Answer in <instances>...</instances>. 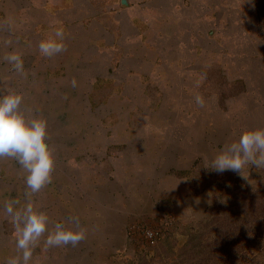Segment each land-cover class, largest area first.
<instances>
[{"label":"rangeland","instance_id":"obj_1","mask_svg":"<svg viewBox=\"0 0 264 264\" xmlns=\"http://www.w3.org/2000/svg\"><path fill=\"white\" fill-rule=\"evenodd\" d=\"M249 13L258 23L247 27V49L232 38L228 56L202 60L200 74L182 89L175 83L172 90L130 92L136 106L122 100L125 90L92 92L103 97L91 112L101 131L85 128L70 153L63 140L54 147L46 136L54 167L51 183L39 192L27 189V173L16 160L0 159V264L22 257L13 215L21 214L22 227L28 204L48 216L49 230L71 219L86 234L75 247L49 248L45 233L30 264H165L167 248L176 254L187 234L205 230L209 212L226 214L230 229L241 234L234 264H264V168L245 165L240 175L210 166L242 132L264 129V9Z\"/></svg>","mask_w":264,"mask_h":264},{"label":"crops","instance_id":"obj_2","mask_svg":"<svg viewBox=\"0 0 264 264\" xmlns=\"http://www.w3.org/2000/svg\"><path fill=\"white\" fill-rule=\"evenodd\" d=\"M256 1L0 0V96H22L25 118L44 120L51 144L63 140L70 153L85 128L101 131L91 112L103 97L92 92L125 90L122 100L136 106L130 92L172 90L175 83L182 89L200 74L202 60L228 56L232 38L247 49V27L258 23L249 11L264 9ZM41 42L63 43L64 50L45 56ZM10 54L20 57L21 72L5 59ZM55 124L62 136L56 137Z\"/></svg>","mask_w":264,"mask_h":264},{"label":"clouds","instance_id":"obj_3","mask_svg":"<svg viewBox=\"0 0 264 264\" xmlns=\"http://www.w3.org/2000/svg\"><path fill=\"white\" fill-rule=\"evenodd\" d=\"M56 35L63 39V34ZM40 51L45 56H51L64 50L63 43L41 42ZM5 59L18 72L23 70L21 59L16 54H10ZM22 96L9 92L0 96V159L11 158L25 170V184L32 194L39 192L52 181L54 160L49 145L46 142V122L39 118L27 120L21 112ZM197 105L203 106V98L195 97ZM264 168V129L244 131L236 142L226 145L210 161L211 169L217 172L231 170L241 175L245 165ZM244 177V176H243ZM245 178V177H244ZM9 214L11 207L6 208ZM20 213L13 215L16 248L22 257H12L6 264H30L32 249L42 236L47 233L45 245L49 248L60 246H77L86 238L83 229L75 228V221L55 222L51 230L48 228V216L28 204L23 209L24 223L19 225ZM69 225H72L70 227Z\"/></svg>","mask_w":264,"mask_h":264},{"label":"trees","instance_id":"obj_4","mask_svg":"<svg viewBox=\"0 0 264 264\" xmlns=\"http://www.w3.org/2000/svg\"><path fill=\"white\" fill-rule=\"evenodd\" d=\"M220 213L209 212L206 221L202 224L206 229L199 232L198 228H195L193 233L187 234L186 240L176 250V254L171 252V247L167 248L165 264L237 263L236 258H239L241 249L235 242H239L238 238L241 234L233 232L228 226L226 214ZM257 219L258 217L255 216L252 220L255 224L253 227L256 226Z\"/></svg>","mask_w":264,"mask_h":264}]
</instances>
